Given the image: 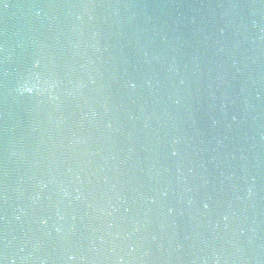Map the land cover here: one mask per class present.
Wrapping results in <instances>:
<instances>
[{"label": "water", "instance_id": "1", "mask_svg": "<svg viewBox=\"0 0 264 264\" xmlns=\"http://www.w3.org/2000/svg\"><path fill=\"white\" fill-rule=\"evenodd\" d=\"M0 264H264V0H0Z\"/></svg>", "mask_w": 264, "mask_h": 264}, {"label": "clouds", "instance_id": "2", "mask_svg": "<svg viewBox=\"0 0 264 264\" xmlns=\"http://www.w3.org/2000/svg\"><path fill=\"white\" fill-rule=\"evenodd\" d=\"M21 93L28 92L31 93L33 91V86H30L27 82L21 85L20 89Z\"/></svg>", "mask_w": 264, "mask_h": 264}]
</instances>
